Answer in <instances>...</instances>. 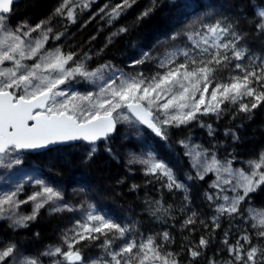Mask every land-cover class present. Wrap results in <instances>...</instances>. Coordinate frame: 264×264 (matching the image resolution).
<instances>
[{"label":"snow or ice","instance_id":"obj_1","mask_svg":"<svg viewBox=\"0 0 264 264\" xmlns=\"http://www.w3.org/2000/svg\"><path fill=\"white\" fill-rule=\"evenodd\" d=\"M19 2L0 0V169L4 176L0 220L15 233L28 228L45 207L50 214L71 213L72 217L70 226L60 230L59 241L37 254H25L13 240L0 241V264H44L41 257H48L49 264H264V207L252 204L257 190L264 191V151L234 167L235 149L221 159L189 138L176 140L195 172L187 175L188 180H203L208 173L215 176L209 188L216 191L203 193L211 209L205 214L192 206L189 186L151 147L157 139L167 143L173 130L186 129L193 121L212 135V125L201 119L204 116L219 119L229 113L234 119L240 114L251 119L253 110L264 108V0H233L227 5L217 0H169L176 17L165 54L157 59L142 50L139 58L131 59L128 72L110 60L90 67L91 49L78 55L58 44L45 47L50 40H61L67 25L76 23V9H87L90 0H61L52 14L34 25L27 20L12 23L13 5ZM135 3L120 0L110 8L106 5V23L112 25ZM162 3L151 0L136 22ZM54 17H59L65 31L55 30ZM128 31L127 25H120L95 55L103 53L113 37ZM95 38L89 36L88 41ZM252 40L259 42V51L251 46ZM150 60L156 71L145 75L136 70ZM80 82L92 85L91 90H73ZM118 125L124 127L123 139L140 146L139 153L127 152L128 171L138 165L146 177L163 181L161 187L173 195L183 193L178 208L165 206L163 197L144 202L149 215L165 223L176 220L174 213H179L178 251L170 247L176 238L167 228L145 236L136 222H118L83 189H74L82 193L78 201L65 200L60 187L39 178L38 167L30 169V176L24 171L28 157L67 148L82 149L78 163L87 167L99 156L101 144L109 159L118 161L119 154L110 146ZM228 135L233 142L240 139L231 128L225 129ZM10 176H24L33 191L20 199L25 184L11 181ZM137 187L132 184L130 191ZM28 202L32 211L21 214L20 205ZM225 221L227 227L222 228ZM217 229L222 233L219 238ZM83 248H97L99 254L86 259Z\"/></svg>","mask_w":264,"mask_h":264},{"label":"trees","instance_id":"obj_2","mask_svg":"<svg viewBox=\"0 0 264 264\" xmlns=\"http://www.w3.org/2000/svg\"><path fill=\"white\" fill-rule=\"evenodd\" d=\"M120 0H90V6L81 11L76 9V23L67 25V29L59 22V17H54L52 24L57 31H65V35L60 41H49L45 47L54 44L62 46L64 51L73 50L82 55L83 52L91 49L92 59L88 61L90 67H95L98 63L110 60L117 67L124 71H131V59L139 58L141 51H150L154 58H160L165 54L168 47L167 34L175 25L176 9L171 7L169 0L163 3L147 18L137 23L136 16L151 4V0H136L125 13H123L112 25L106 23L105 12L111 6L119 3ZM219 3L229 4L233 0H217ZM61 3V0H23L13 8L12 23L20 20H27L31 24L46 19L53 10ZM108 5L109 8L105 6ZM104 9V11H101ZM102 17H104L102 19ZM86 22V23H85ZM83 25V27L81 26ZM120 25H127L129 31L126 34L113 37V42L104 49V52L96 56V51L103 47L106 38L111 32L116 31ZM95 35V40L88 41V37ZM250 44L259 51L260 44L252 40ZM137 71L150 75L156 71L155 62L146 61L143 65L136 66ZM92 85L80 82L73 85V90L84 93L91 90ZM254 111L251 119L243 118L240 114L235 119L225 113L219 119L215 117H202L205 125H212V135H209L207 127H200L199 123L193 121L188 128L181 131L173 130L170 140L155 141L151 147L159 158L165 160L174 170L179 180L184 182L190 189L192 206L205 214H210L211 209L208 202L204 200L205 191L212 192L209 185L215 180L213 173H208L203 180H188L187 175H195L189 163V158L183 155L184 149L176 144L177 139L189 138L194 145H201L203 148L215 151L218 158L225 157L235 149L236 159L233 161L234 167H241L242 161L258 157L264 151V108ZM231 128L237 132L239 141L233 142L231 135L225 136V129ZM124 127L118 125V131L113 135L110 146L113 152L118 153V161L110 160L104 153V145H100V154L89 166H81L78 161L82 155V149L67 148L60 152L45 153L28 157V163L24 165V171L30 176V169L33 166L39 168V178L45 180L53 186L60 187L65 200L73 202L81 198L82 193L74 189H83L94 202H98L100 207L118 222H136L139 230L145 236L155 234L167 228L176 238V243L171 245L172 250H179L181 233L179 231L180 215H176V220L169 219L156 220L145 210V200H155L163 197L165 206L168 204L178 208L183 193L177 192L175 195L168 189L162 188L163 181H157L151 177H146L139 171V166H133V171H128L125 166V159L129 149L139 153L140 146L135 140L123 139ZM59 170V174H58ZM21 177V176H20ZM24 176L22 180H24ZM118 180L124 182L118 184ZM151 180V182H148ZM27 183L29 184L30 181ZM18 182V180H13ZM137 184L134 191H130L131 185ZM4 186V185H3ZM2 186V187H3ZM28 188H24L26 191ZM33 191V188H30ZM98 193H103L101 197ZM23 194H20L22 199ZM31 204V202H29ZM252 204L256 208L264 207V191L257 190L253 195ZM25 207V206H23ZM22 205L19 211L27 214ZM33 207V206H32ZM72 214H50L47 207L40 209L36 220L31 222L28 228L19 229L15 233L8 229L7 222L0 220V241L13 240L20 245L25 254H37L48 245L56 244L59 241L60 230L70 226ZM175 224L176 227H172ZM227 227V221L222 224V228ZM236 231V229H233ZM39 233V236H34ZM221 229H217V237L221 235ZM198 236V233L196 234ZM219 239H217V245ZM217 245H214L215 248ZM83 256L87 259L99 254L97 248H83ZM211 254V250L209 252ZM46 263V257H41Z\"/></svg>","mask_w":264,"mask_h":264},{"label":"rangeland","instance_id":"obj_3","mask_svg":"<svg viewBox=\"0 0 264 264\" xmlns=\"http://www.w3.org/2000/svg\"><path fill=\"white\" fill-rule=\"evenodd\" d=\"M29 161H28V159L26 160V162L25 163H28ZM22 178H23V176H10L9 177V179L11 180V181H13V180H18V182H20L21 180H22ZM3 179H4V176H3V170L2 169H0V187H2L3 186ZM23 182H24V184H25V187L24 188H28L26 191H23L21 194H23V197H22V199H25L26 198V196L28 195V194H30L32 191H31V189L30 188H32L31 187V183H27L28 181H26V178H24V180H23ZM213 190V193L216 191L215 189H212ZM229 195H231V193H228ZM22 205V207L23 206H25V207H23V209L24 210H26V212H31L32 211V203L31 204H29V202L28 203H25V204H21ZM1 221H3V220H1ZM7 226V225H6ZM46 263H44V264H49V258L48 257H46Z\"/></svg>","mask_w":264,"mask_h":264}]
</instances>
